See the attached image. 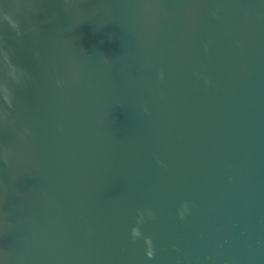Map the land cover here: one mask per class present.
<instances>
[{
	"label": "water",
	"instance_id": "1",
	"mask_svg": "<svg viewBox=\"0 0 264 264\" xmlns=\"http://www.w3.org/2000/svg\"><path fill=\"white\" fill-rule=\"evenodd\" d=\"M0 264H264V0H0Z\"/></svg>",
	"mask_w": 264,
	"mask_h": 264
},
{
	"label": "clouds",
	"instance_id": "2",
	"mask_svg": "<svg viewBox=\"0 0 264 264\" xmlns=\"http://www.w3.org/2000/svg\"><path fill=\"white\" fill-rule=\"evenodd\" d=\"M4 160H5V162H7L8 159L7 158H4ZM181 218L183 219L184 216H181ZM138 225H141L139 221H138ZM132 237H133V241L134 242L136 240L140 239V238H143L144 239V242H145V244L147 246V250H148L149 247H152L154 249V242H153L152 238L151 237H146L144 235H141V229H140L139 226L132 228ZM138 237H140V238H138ZM147 256L149 258H154L155 257L153 255V253L148 252V251H147Z\"/></svg>",
	"mask_w": 264,
	"mask_h": 264
}]
</instances>
